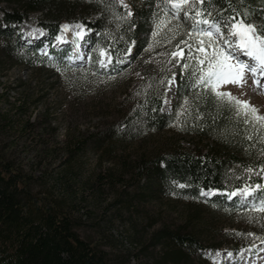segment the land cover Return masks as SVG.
Instances as JSON below:
<instances>
[{
	"label": "rangeland",
	"instance_id": "1",
	"mask_svg": "<svg viewBox=\"0 0 264 264\" xmlns=\"http://www.w3.org/2000/svg\"><path fill=\"white\" fill-rule=\"evenodd\" d=\"M117 1L127 13H134L145 6L146 0H123V4ZM10 5L0 0L1 27L3 12L10 9ZM194 5L195 0H190L189 5L175 16L165 0H154L155 18L145 48L146 57L140 56L129 67L112 72H109L106 51L100 58L105 63H99L97 71L93 68L89 50H82L79 55L73 53L65 66L55 53L47 57L46 63L34 61L29 67L22 62L21 56L26 53L22 49H27L25 45L34 46L38 39L45 41V33L37 24L39 12L30 14L18 30L10 33L15 44L9 50L10 38L8 36L9 41L5 39L10 31L0 35V151L3 158L37 177L31 185L34 193L51 197L53 201L63 203V208L72 209L79 221V234L92 245L106 250L110 255L109 264H155L154 259L160 256V246L151 242L152 237L165 227L170 230L179 228L193 211L198 212L204 227L210 221L207 219L217 217L215 223L209 225L215 235L205 236V245L226 243L224 248L196 253L195 259L203 264H264V245L252 250L242 249L238 254L228 248L232 239L245 243L251 242L247 239L252 236L246 234L243 239L226 236L225 233L234 232V228L223 226L222 221H218L222 215L216 214L213 207L190 196L180 195L171 187L157 188L155 183H147L146 180H140L139 184L127 183L124 182L127 181L126 175L123 178L118 175L136 160L155 159L169 141L178 140L186 147L200 142L187 131H193L191 124L197 114L191 103L192 95L179 94L174 75L163 89L160 112L173 117L166 121L163 128L152 130L141 124L140 131L132 135H121L118 130L120 124L133 115L148 92H161V65L172 45L171 36L176 37L177 48L182 46L188 49V53L192 52L189 55L190 65H195L193 73L196 78L200 74L197 68L204 66L199 65L198 60L205 55L197 50V39L204 40L209 56L218 46L233 55V62L238 60L235 53L239 52L236 48L239 39L229 34L228 22L219 23V26L223 24L220 34L213 32L214 47H207L208 38L193 30L196 18L191 11ZM161 20L165 23L161 24ZM65 23L68 30H64L53 43H43L42 54L46 53L47 46L58 51L65 45L75 47L87 43L88 31L80 22ZM204 27L200 25V28ZM91 48L92 52L97 51V46L91 45ZM130 52L133 53L132 49ZM153 72L160 77L148 80L147 75ZM255 79L259 78L246 71L242 86L226 83L217 90L247 101L258 110V115L264 116L263 89L256 88ZM195 87L198 94L209 95L220 105L230 108L234 117L249 127L250 133L255 134L258 140H264V128L250 117L246 122L243 115H239L232 105L218 100L210 89L204 85ZM22 102L25 103L20 107ZM19 107L21 110L15 111ZM46 125H54V131L43 133ZM110 132H116L118 136L114 143L108 144L106 138ZM87 136L86 145L76 148V152L66 160L68 141ZM96 139L101 141L100 146H93L92 142ZM208 140L201 143L214 144ZM124 163H127L126 167H123ZM99 177L105 180L103 193L95 197L96 179ZM111 180L115 183H110ZM144 185L151 187L152 192L144 190ZM176 188L179 186L176 185ZM212 194L216 193L203 191L201 195L210 197L207 195ZM250 197L240 198L250 201ZM248 213H245V218H249ZM224 221L231 224L229 220Z\"/></svg>",
	"mask_w": 264,
	"mask_h": 264
},
{
	"label": "trees",
	"instance_id": "2",
	"mask_svg": "<svg viewBox=\"0 0 264 264\" xmlns=\"http://www.w3.org/2000/svg\"><path fill=\"white\" fill-rule=\"evenodd\" d=\"M5 1L11 7L3 12L0 35L10 31L5 39L9 41L10 38L11 41L7 50L15 44L10 33L18 30L30 14L39 12L37 24L48 32L49 43L59 33L63 22L77 21L91 31L88 50L96 71L99 69L101 51L109 54V72L127 68L140 56L145 58L147 55L145 48L155 18L154 0H146L145 6L131 15L122 9L117 0ZM197 8L204 11L202 18L208 19L210 23L236 17L237 20L253 25L259 35L264 33V0H207ZM93 15L96 17H92ZM176 32L179 34L180 30ZM172 37V45L161 65V92H148L133 115L124 120L118 130L121 135H132L140 131L141 124L152 130L160 129L165 126L166 121L173 118L161 113L160 108L163 89L174 73L179 94L192 95L191 103L197 114L191 124L193 131H187L200 142L186 147L178 140L169 141L155 159L136 160L118 175L121 178L126 175L127 181L124 182L127 183L132 181L139 184L140 180H146L147 183H155L157 188L171 187L180 195L190 196L213 207L216 214L222 215L218 217V221H222L223 226L234 228V232L225 233L226 236L243 239L244 235L251 234L252 238L247 239L251 242L242 243L232 239L229 243L228 248L233 253H238L241 249L264 242V213L253 210L254 205H259L264 200V142L250 133L249 127L234 117L230 108L220 105L209 95L203 96L196 92L197 78L193 73L195 65H190L189 56L192 52L188 53V49L182 46L177 48L176 37ZM91 45L97 46L96 52H92ZM42 46L43 43H38L27 46L26 50L22 49L26 53L21 56V61L29 67L33 66L34 61L46 63L48 56L39 53ZM130 48L133 51L131 54ZM48 50L57 54L61 60L69 52L68 48L55 51L49 47ZM172 53L178 54L173 56ZM126 60L129 62L121 64ZM61 63L67 65L66 61ZM158 77L160 75L155 72L147 75L148 80ZM24 103L19 106L22 107ZM20 107L15 111L21 110ZM54 128V125H46L43 133L54 131ZM117 136L116 132H110L106 141L108 144L114 143ZM88 137L80 140L71 138L68 141L66 160L76 152V148L86 145ZM206 139L212 140L214 144L201 143ZM100 143L97 139L92 142L93 146H100ZM125 165L127 163L123 167ZM36 178L23 167L3 158L0 151V264H109V253L92 245L79 234V221L72 209H65L62 207L63 203L32 191L31 185ZM96 180L95 197H100L105 180L100 177ZM110 183L115 182L111 180ZM256 184L261 189L255 192L249 203L237 199L228 201L224 194L216 197L201 195L202 190L218 189L231 193L252 188ZM143 187L146 191L151 190L146 185ZM151 192L152 190L149 193ZM245 213L250 214L249 218H245ZM199 217L198 212L193 211L179 228L170 230L165 227L152 237L151 242L160 246V256L154 259L155 264H203L198 258L195 259L196 253L224 248V242L205 245V236L215 235L209 225H213L217 217H214L215 220L211 217L207 219L210 221H207L208 226L205 227L201 225ZM224 220L231 221V224Z\"/></svg>",
	"mask_w": 264,
	"mask_h": 264
},
{
	"label": "snow or ice",
	"instance_id": "3",
	"mask_svg": "<svg viewBox=\"0 0 264 264\" xmlns=\"http://www.w3.org/2000/svg\"><path fill=\"white\" fill-rule=\"evenodd\" d=\"M123 4V0H120ZM166 4L170 6L173 15L178 16L181 11H183L188 5L190 0H165ZM207 0H195V5H203ZM188 13H186L187 15ZM131 15V12L128 13ZM204 16V11L200 8L195 10V22L193 25V30L198 32L200 36L208 38L207 47H214L215 42L212 40L213 32L220 34L221 27L218 23H210L208 19L202 18ZM189 18H193L189 16ZM229 24V34L233 37L239 39V43L236 44V48L243 51L255 64H245L238 60L234 61V57L231 53H226L221 47L215 46L214 51L211 56L206 53L204 40L197 39L196 43L199 45L197 50L204 53V58L198 60L199 65H204L203 67H198L197 71L200 73L196 80V85H204L206 88L210 89L212 93L215 94L218 100L227 102L232 105L239 115H243L246 118H251V120L259 124L261 128H264V116L257 114V109L251 106L247 101H241L234 97L231 93L220 92L217 89L226 83L236 84L242 86L244 83V73L250 72L255 76L257 71L264 73V33L259 36L256 35V29L250 24H245L242 20H237L236 17H231ZM165 21L161 20V24ZM200 25H205L206 27L200 28ZM79 27V26H77ZM160 28V24L157 25ZM65 30H68V26L65 25ZM191 35V33H189ZM227 43V41H226ZM178 53H172L176 56ZM101 56L105 53L101 51ZM111 62L110 59L108 61ZM101 65H104V61H99ZM257 86H260L259 81H255ZM264 142V140H262ZM183 187V185H180ZM245 196L249 195L247 190L243 193ZM231 195H236L232 193ZM253 210L264 213V200L261 201L259 205H254Z\"/></svg>",
	"mask_w": 264,
	"mask_h": 264
},
{
	"label": "bare ground",
	"instance_id": "4",
	"mask_svg": "<svg viewBox=\"0 0 264 264\" xmlns=\"http://www.w3.org/2000/svg\"><path fill=\"white\" fill-rule=\"evenodd\" d=\"M78 49L76 50V54H79V53H81L82 52V50L79 48V47H77ZM46 119V118H45Z\"/></svg>",
	"mask_w": 264,
	"mask_h": 264
}]
</instances>
